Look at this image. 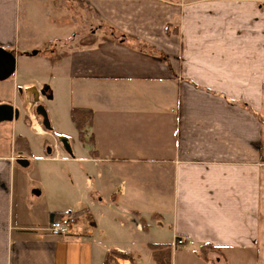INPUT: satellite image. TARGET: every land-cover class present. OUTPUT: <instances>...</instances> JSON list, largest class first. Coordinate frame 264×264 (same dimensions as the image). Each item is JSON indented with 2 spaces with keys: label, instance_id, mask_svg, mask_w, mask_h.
Returning <instances> with one entry per match:
<instances>
[{
  "label": "crops",
  "instance_id": "1",
  "mask_svg": "<svg viewBox=\"0 0 264 264\" xmlns=\"http://www.w3.org/2000/svg\"><path fill=\"white\" fill-rule=\"evenodd\" d=\"M179 1L0 0V47L16 55L0 81V107L15 114L0 120V264H103L111 251L135 258L113 264H156L154 243L172 245V264H247L248 253L264 264V6ZM168 8L178 36L152 17ZM70 12L85 30L58 38ZM49 44L52 63L34 66ZM73 108L94 113L85 141ZM53 214L80 225L51 236ZM153 216L173 242L153 238ZM204 244L216 250L200 255Z\"/></svg>",
  "mask_w": 264,
  "mask_h": 264
},
{
  "label": "rangeland",
  "instance_id": "2",
  "mask_svg": "<svg viewBox=\"0 0 264 264\" xmlns=\"http://www.w3.org/2000/svg\"><path fill=\"white\" fill-rule=\"evenodd\" d=\"M176 1L180 2L179 0H168V2L170 4H174V5L177 4ZM240 1H244V0H184V3H185V7H190L191 9H194L195 11H200L201 9H204L206 7H209V6L238 5V4H240ZM224 2H228V3H224ZM249 2L252 4L264 6V0H249ZM169 10L170 9L168 8L167 11L165 10L163 13L161 12L160 15H154L152 17H154V21L159 20L161 23H165L166 20L173 21L172 23L174 25L168 24L162 30H164L165 34L168 37L178 36L179 30H178V27L176 26V24H178L177 20H176L177 16L173 15L171 13V11H169ZM152 17H148V15H146V19H147L146 22H148L149 21L148 19H151ZM60 22L61 21H58V24H60ZM64 22H65V25L68 27L67 31H66L67 36H65V34L63 32H61V26L59 25L57 27L58 28V35H57L58 38H65L66 39V37H70V36L74 37L75 34L84 32V30H85L83 24L81 23V20L79 19V17L74 12H70L67 15V18H65V21H63V24H64ZM142 25H144V24H142ZM142 25H139L140 29H143L145 27ZM104 30H105L106 34H108L106 36H113V37H116L118 39H122L123 34L125 33V31H123L122 28L112 29L109 24L106 25ZM162 30L160 29L159 34H161ZM96 31L97 30H95V28H92V30L89 31L90 39L93 35L94 36L96 35V33H94ZM142 32H145V31H142ZM127 35H129V34H127ZM131 37L132 38L129 37V39H133V36H131ZM88 42H92V41L89 40ZM57 45L53 44L54 47L56 46L60 49V44H57ZM50 48H51V44L42 46L39 49L38 54L35 56V63H37V64L36 65L34 64V66L37 67L39 65V66H41V68H43V67L50 65L52 63V61L49 58L45 57V55L43 53L45 50H49ZM61 48H62V46H61ZM49 89L50 88L47 87V90H49ZM40 90H41L42 96H44V98L46 100V104H47L48 100L50 101V103H48L50 107L52 106V104H56L55 97L51 100L52 94H46L45 90H43L42 86L40 87ZM59 96L60 95L58 94V97ZM43 104H45V103H43ZM41 106H43L44 109L46 108L45 105H41ZM47 114H48V119L50 122L49 112ZM57 117L62 120L61 114L56 112V113H54V118H57ZM21 118H22V120L25 119V117L23 115V110L21 111ZM68 121L72 125L74 124L72 121V118L70 117L69 114H68ZM40 122L43 123L41 120H40ZM30 136L32 138V141H34V145L38 144L39 146H41L42 149H43V145L45 146L48 143V141L52 144L54 142L52 139L53 137L44 136V135H37L34 131L30 132ZM52 156H55V155L52 153ZM154 218H155L154 216L151 217L152 222H154V221L156 222L153 225V229H152L153 238H155L156 240H160V242H173L172 232L170 231V229L168 227H162V225L159 222L160 219H154ZM81 221H82V219H81ZM143 221L146 223L145 220H143ZM147 226H148V224H147ZM183 246L184 245H179L178 247L183 248ZM247 257H248L247 258V264H256V256L254 254L248 253Z\"/></svg>",
  "mask_w": 264,
  "mask_h": 264
},
{
  "label": "trees",
  "instance_id": "3",
  "mask_svg": "<svg viewBox=\"0 0 264 264\" xmlns=\"http://www.w3.org/2000/svg\"><path fill=\"white\" fill-rule=\"evenodd\" d=\"M71 118L73 123L76 126V129L79 133V139L85 141V131L87 128L93 126L94 124V113L88 109L73 108L71 111ZM51 131V127L47 129ZM58 215L57 220L62 219L65 215L63 214H53L52 216ZM56 220V221H57ZM144 229L146 228V223L143 221ZM150 250L156 264H172V254L173 248L171 244H150ZM206 249H215L211 245L204 244L201 246L200 255H204ZM127 260L132 263H135V258L132 255L124 254L118 251H111L108 253L104 259L103 264H113L117 260Z\"/></svg>",
  "mask_w": 264,
  "mask_h": 264
},
{
  "label": "water",
  "instance_id": "4",
  "mask_svg": "<svg viewBox=\"0 0 264 264\" xmlns=\"http://www.w3.org/2000/svg\"><path fill=\"white\" fill-rule=\"evenodd\" d=\"M35 54V53H34ZM16 72V55L13 52L7 51L0 47V81H5L12 77ZM36 114L42 119V124L45 129L50 128L48 115L43 106L36 109ZM14 111L11 107H0V120H12Z\"/></svg>",
  "mask_w": 264,
  "mask_h": 264
},
{
  "label": "built area",
  "instance_id": "5",
  "mask_svg": "<svg viewBox=\"0 0 264 264\" xmlns=\"http://www.w3.org/2000/svg\"><path fill=\"white\" fill-rule=\"evenodd\" d=\"M30 121L33 129H35L38 133V129L40 128L38 118L31 114L30 115ZM55 150H58V146H55ZM52 158H59V154L57 151H54ZM52 156V155H51ZM80 225V219L78 215L76 214H68L65 215L62 219L54 221L50 226L46 229V232L51 235V236H58V237H67L72 233V231ZM185 239L179 238L176 241V244L179 245H184L185 244Z\"/></svg>",
  "mask_w": 264,
  "mask_h": 264
}]
</instances>
